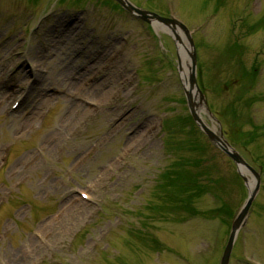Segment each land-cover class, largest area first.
<instances>
[{
    "label": "rangeland",
    "instance_id": "374dc122",
    "mask_svg": "<svg viewBox=\"0 0 264 264\" xmlns=\"http://www.w3.org/2000/svg\"><path fill=\"white\" fill-rule=\"evenodd\" d=\"M130 1L190 29L202 115L262 179L230 264H264V0ZM115 8L0 0V264H220L250 189L177 41Z\"/></svg>",
    "mask_w": 264,
    "mask_h": 264
},
{
    "label": "water",
    "instance_id": "95a60500",
    "mask_svg": "<svg viewBox=\"0 0 264 264\" xmlns=\"http://www.w3.org/2000/svg\"><path fill=\"white\" fill-rule=\"evenodd\" d=\"M121 6H123V8H125L129 13L134 14L137 13L140 18L143 21H147L148 23H151L153 20H157L158 22L166 25L174 34L175 38L178 40L179 39V32L178 30H181L182 33L185 34L188 42L190 43V46L193 50V55H191V59H192V63L193 66L191 68L190 71V78H189V83H190V90L186 91L185 93H187V100L189 103V108H190V113H192V116L195 120V122H197L198 126L201 128V130L203 132H205V134L208 136L209 140L212 141L220 150L224 151V153H226L228 155V157L231 160H234L240 167L244 166V168L249 169L252 171L253 175L255 176L256 179V184L253 187V190H250V194L248 197L247 202L245 203L244 207L242 208L243 210L241 211V213L237 216V218L235 219V222L233 224L232 227V233L230 235L229 238V242L225 248V252L222 256V261L221 264H229L230 263V257L231 254L233 252V247L234 244L236 242V236L238 234V232L240 231L239 229L245 225L246 222V218L250 212V208L252 206V204L254 203L255 197L257 196V194L260 191V182L261 179L259 177V175L255 172L254 169H251L248 164L246 163L245 160H243V158H241V156L232 148H230V146L223 141L222 136H218L214 131H212L211 129H209V127L206 125L205 122H203V120L201 119V116L199 115L198 109L201 103L205 102L204 96L202 94V92L199 90L198 86H197V82H196V53H195V49H194V43L192 42V38H191V33H189L188 29L186 26H184L182 23L178 22L177 20H173V19H167V18H162L159 15L156 14H150L147 11H142L138 8H136L135 6H132L128 0H117ZM198 96L199 100H200V104L196 103L194 101V98ZM206 103V102H205ZM206 105V104H205Z\"/></svg>",
    "mask_w": 264,
    "mask_h": 264
},
{
    "label": "bare ground",
    "instance_id": "6f19581e",
    "mask_svg": "<svg viewBox=\"0 0 264 264\" xmlns=\"http://www.w3.org/2000/svg\"><path fill=\"white\" fill-rule=\"evenodd\" d=\"M162 26L158 25V28H161ZM165 31V30H164ZM177 43L179 44V50H178V53H179V57H180V63H181V69H180V72H181V75H182V81L184 83V86H185V89L186 90H190V83H189V73H188V70H189V47H188V44L186 43L184 37L181 35H179V39L177 40ZM4 90V89H3ZM8 88H6L4 90L7 91ZM6 93V92H5ZM94 94H95V97H99V91L98 89L95 91L94 90ZM91 99V98H90ZM95 101V100H94ZM194 101L196 103H198V100L197 98L195 97L194 98ZM22 104V103H21ZM20 104V106H21ZM20 106L18 107V109L20 108ZM17 109V110H18ZM198 112H199V115H202L201 113V110L200 108L198 109ZM250 189H252L253 187V183L250 182Z\"/></svg>",
    "mask_w": 264,
    "mask_h": 264
},
{
    "label": "trees",
    "instance_id": "16d2710c",
    "mask_svg": "<svg viewBox=\"0 0 264 264\" xmlns=\"http://www.w3.org/2000/svg\"><path fill=\"white\" fill-rule=\"evenodd\" d=\"M183 176H184V174L183 175H181V178H183ZM186 177L188 178V182H190V183H192L193 181H194V179L193 180H191L190 178H189V176H187L186 175ZM178 178H180L179 176H178ZM184 180L183 181H185L186 180V178H183ZM176 183H177V178H176V180H174ZM183 183H185V182H183ZM183 185V184H182Z\"/></svg>",
    "mask_w": 264,
    "mask_h": 264
}]
</instances>
